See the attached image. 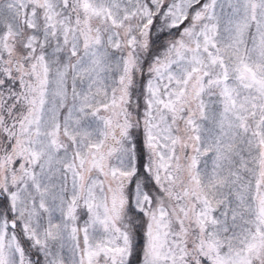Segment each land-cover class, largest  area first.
<instances>
[{"label":"snow or ice","instance_id":"snow-or-ice-1","mask_svg":"<svg viewBox=\"0 0 264 264\" xmlns=\"http://www.w3.org/2000/svg\"><path fill=\"white\" fill-rule=\"evenodd\" d=\"M0 264H264V0H0Z\"/></svg>","mask_w":264,"mask_h":264}]
</instances>
